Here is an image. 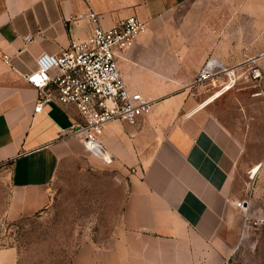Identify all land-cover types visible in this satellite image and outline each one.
Segmentation results:
<instances>
[{
  "label": "crops",
  "instance_id": "crops-1",
  "mask_svg": "<svg viewBox=\"0 0 264 264\" xmlns=\"http://www.w3.org/2000/svg\"><path fill=\"white\" fill-rule=\"evenodd\" d=\"M187 1L0 0V166L12 187L8 217L46 206L60 163L89 151L79 138L66 135L80 117L76 108L69 114L49 103L34 111L38 91L25 74L37 67L38 57L60 54L73 40L87 38L89 8L110 28L133 14L149 25ZM251 1L264 9V0ZM217 38H195L205 45L195 58L189 50L187 62L181 50L176 55L147 48L142 33L120 54L127 85L154 104L136 124L114 120L104 126L100 140L112 159L133 170L122 224L114 239L81 244L71 264H259L251 252L253 230L228 223L244 143L216 106L233 86L216 93L228 83L224 73L208 87L193 85L210 57L220 61L233 83L239 54L216 49ZM244 246L248 255L236 259ZM15 253L0 249V264H17Z\"/></svg>",
  "mask_w": 264,
  "mask_h": 264
},
{
  "label": "rangeland",
  "instance_id": "rangeland-1",
  "mask_svg": "<svg viewBox=\"0 0 264 264\" xmlns=\"http://www.w3.org/2000/svg\"><path fill=\"white\" fill-rule=\"evenodd\" d=\"M143 34L149 39L147 48L176 55L181 50L185 62L189 50L191 57L200 55L205 43L195 38L206 34H216V49L239 54L233 83L230 76L223 78L233 87L216 106L244 143L228 223L253 230L252 256L264 264V9L251 0H189L147 24ZM258 163L262 165L254 171ZM132 172L117 160L106 162L86 150L60 163L46 206L10 218L6 211L12 187L8 171L0 166V249L13 248L17 264H71L81 244L116 238ZM241 248L236 259L248 255Z\"/></svg>",
  "mask_w": 264,
  "mask_h": 264
},
{
  "label": "built area",
  "instance_id": "built-area-1",
  "mask_svg": "<svg viewBox=\"0 0 264 264\" xmlns=\"http://www.w3.org/2000/svg\"><path fill=\"white\" fill-rule=\"evenodd\" d=\"M86 17L90 25L88 37L73 40L60 54H41L37 67L26 73L25 79L38 91L35 112L43 111L49 103L68 113L69 108H76L80 117L73 119L66 135L79 138L92 154L111 162L113 156L100 140L104 126L114 120L136 124L151 112L154 104V100L127 85L119 64L120 54L137 43L147 24L133 14L105 28L93 8H89ZM223 73L231 80L220 61L210 57L193 85L201 87Z\"/></svg>",
  "mask_w": 264,
  "mask_h": 264
},
{
  "label": "bare ground",
  "instance_id": "bare-ground-1",
  "mask_svg": "<svg viewBox=\"0 0 264 264\" xmlns=\"http://www.w3.org/2000/svg\"><path fill=\"white\" fill-rule=\"evenodd\" d=\"M231 74H232V73H231ZM223 87H224V88H223ZM223 87H222L223 89L219 92V94L222 93V92H224V90L230 88L231 85H230V84H227L226 86L224 85ZM261 165H262V163H258V164L255 166L254 171L259 170V168L261 167Z\"/></svg>",
  "mask_w": 264,
  "mask_h": 264
},
{
  "label": "water",
  "instance_id": "water-1",
  "mask_svg": "<svg viewBox=\"0 0 264 264\" xmlns=\"http://www.w3.org/2000/svg\"><path fill=\"white\" fill-rule=\"evenodd\" d=\"M245 204H247V203L245 202Z\"/></svg>",
  "mask_w": 264,
  "mask_h": 264
}]
</instances>
